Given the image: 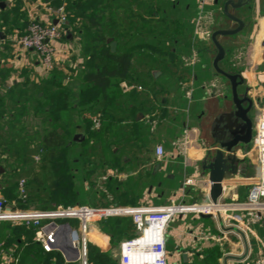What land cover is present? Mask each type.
Segmentation results:
<instances>
[{
    "label": "trees",
    "instance_id": "obj_1",
    "mask_svg": "<svg viewBox=\"0 0 264 264\" xmlns=\"http://www.w3.org/2000/svg\"><path fill=\"white\" fill-rule=\"evenodd\" d=\"M49 2L56 7H65L67 22L61 25L62 40L67 39L70 30L74 40L78 39V59L82 63L70 73L56 64L38 83L14 84L7 96L0 97V155L3 153L0 156L3 169L0 172V197L7 205L21 209H29L35 203L40 205L36 209L41 210L54 209L56 205L74 206L82 202L78 198L90 196L95 199L93 204H100L99 207L138 205V187L143 185V180L137 178L132 183L118 177H106L102 187H98L96 178L107 176L109 170L115 174L126 172L124 156L148 154L154 135L151 129L159 126L160 118H165L166 109H162L157 98L153 77L143 75L145 72L133 62L142 53L150 54L153 61L164 58L166 49L162 48V34L158 33L161 20L153 14L145 16L139 0H67L65 5L63 0ZM22 7L19 0L0 18L5 33L13 39L24 35L31 23ZM12 14L24 24L8 20ZM182 63L186 64L185 61ZM5 80L3 77V83ZM9 101L11 110L17 107L23 111L11 117L12 111L7 109ZM29 104L35 115L44 113L42 123L46 129L42 137L29 136L42 150L40 160L36 162L20 145L29 141L22 139L20 143V139L16 140L23 132L24 127L19 126V122ZM140 111L145 112L147 119L137 120ZM6 122L18 135L4 131ZM78 128L82 129L84 138L73 141ZM75 147L79 150L73 154ZM142 164L141 160H134V165ZM28 168L32 176L28 182L25 180V192L22 193L20 181L23 176L20 173ZM73 168L82 172L86 182L83 191L75 183ZM29 183L46 187L49 198L31 192ZM50 200L56 205H50ZM105 220L118 237L126 234L130 239L136 234L130 233L133 231L130 217ZM35 232L33 226L0 223V238H5L7 248L19 255L21 264H24L23 257L25 264H67L58 250L45 251L36 241ZM87 263L119 264L117 259L102 254L92 244L88 246Z\"/></svg>",
    "mask_w": 264,
    "mask_h": 264
},
{
    "label": "crops",
    "instance_id": "obj_2",
    "mask_svg": "<svg viewBox=\"0 0 264 264\" xmlns=\"http://www.w3.org/2000/svg\"><path fill=\"white\" fill-rule=\"evenodd\" d=\"M17 1L19 0H0V18L3 13L11 11ZM20 1L23 3L22 9L28 20L35 19L43 24L54 23L57 20L56 10L59 6L50 4L49 0ZM63 1L65 5L67 0ZM139 1L141 3L140 10L145 16L153 14L161 20L158 23V33L162 34L160 42L166 52L163 53L164 58L157 61H153L150 54L142 53L141 56H136L133 62L139 66L141 71L145 72L143 75L153 77V81L156 83L157 98L162 109H166V115L165 118L159 119L158 130L153 135L150 152L137 156H124L123 161L127 164L126 172L115 174L113 170H109L107 176L111 179L118 177L124 182L130 180L132 183L137 178L143 180V185L138 187L140 194L138 205L160 206L180 200L185 168L182 158L166 164L157 162L155 157L157 145L162 144L169 152L173 150V142L184 133L185 129L193 131L192 137L197 141V149L190 151L191 163L198 166L205 180H208L202 170V161L213 140L211 132L215 117L230 108L231 88L227 79L219 75L213 67L216 48L212 38L203 40L195 38L199 0ZM225 1L210 0L208 3L207 11L211 12L214 18V22L209 24L211 33L217 29L237 27V24H234L225 15ZM135 7L137 8V6ZM230 11L240 17L246 25L240 33L234 36L220 37V41L226 49V57L219 63V66L224 70H232L243 75L246 84L240 90L244 91L245 88H248L256 106L264 104V47L262 46L264 0H251L246 6L240 9L230 8ZM14 17L12 14L8 20H13L18 25L24 24L23 20ZM1 25L3 24L0 21V83L3 84L0 87V97H4L7 96V92L14 84L25 81L38 83L40 79L49 74L53 67H45L40 55L34 50H26L17 45L12 36L5 33V27ZM143 30H147V28L143 27ZM67 35V39L63 42L65 41L68 46L73 43L78 44L77 38L74 40V37L72 38L68 33ZM77 46L79 47V45ZM233 51L241 53L242 66L240 68L230 62ZM193 58H195V62L191 61ZM61 59L63 61L62 69L67 73L82 63V60L71 57L69 52L62 54ZM172 60L173 63L175 62L174 65L170 62ZM182 61H186L188 66L184 65ZM213 76L225 80L224 86L225 88L228 86L230 89V97L227 91H222L219 96H208L210 94L204 82ZM3 77L6 78L5 83L2 81ZM67 81L66 79L65 83ZM144 113L141 111L137 113L138 121L145 119L146 114ZM79 129L81 128L77 130ZM73 141L75 140L73 139ZM238 153H241V149L238 150ZM244 154L246 151L238 156L246 161L247 156ZM0 156H3V153ZM134 160H141L142 166L134 165ZM157 164H160L159 168H157ZM193 166L191 165L187 169L192 172ZM245 177L244 171H241L235 178L226 180L224 182V198L231 195L232 190L235 191L234 188L241 185V181ZM253 180L252 178L250 181L253 182ZM188 192L187 202L204 196L202 189L197 191L189 189ZM241 192L240 197L238 194L232 195L244 198L245 191ZM131 223L133 231L131 230L130 233L134 234L135 226L132 221ZM221 229L229 230L227 227L223 228L221 222L212 217L203 218L195 215L176 217L167 229L168 264H238L245 258L261 257L259 244L251 235H245L242 232H229L227 237L220 241L206 238L207 233L219 235ZM256 231L264 237V226H256ZM88 237L90 244L102 254L117 259L121 264V243L127 239L126 234L116 236L109 223L106 220H100L90 224ZM58 251L67 264L74 262V260H69L61 250ZM12 258L15 261H12ZM0 264H21L19 255L7 248L5 238H0Z\"/></svg>",
    "mask_w": 264,
    "mask_h": 264
},
{
    "label": "built area",
    "instance_id": "obj_3",
    "mask_svg": "<svg viewBox=\"0 0 264 264\" xmlns=\"http://www.w3.org/2000/svg\"><path fill=\"white\" fill-rule=\"evenodd\" d=\"M210 0H199V13L196 19L195 38L211 37L209 24L214 22L211 12L207 11ZM58 23L43 24L32 19L26 33L14 38V42L26 50L37 52L45 67L51 68L60 55V42L64 37L61 25L67 22L65 7L56 10ZM264 47V40L262 41ZM1 49V43H0ZM195 62V58L191 60ZM243 76V75H242ZM244 78V76H243ZM245 79V78H244ZM126 88L128 86L125 85ZM192 132L185 129L182 136L173 142V150L167 152L162 144H158L155 157L159 163H168L182 158L185 173L181 186V198L165 205L141 204L137 206H57L50 210L21 209L7 205L0 197V223L12 222L15 225L33 226L36 228V241L47 252L59 250V246L70 244L77 253L76 259L87 263L90 224L94 221L110 217H130L135 226V236L121 243V264H168L167 229L178 216L211 215L221 222L219 235L207 233L206 238L220 241L229 232H242L255 237L259 244L261 257L245 258L238 264H264V237L256 231V226H264V104L256 106L254 117V134L252 144L245 156L250 154L255 162V178L244 198L233 195L230 201L224 194L216 203L211 200V182L205 180L198 166L191 163L190 151L197 149V141ZM193 166V171L187 168ZM189 189L204 190L201 200L187 202ZM20 190L25 192V180L20 182ZM225 193V188H224ZM74 221L77 224H71ZM12 261H15L12 258ZM18 261V260H17Z\"/></svg>",
    "mask_w": 264,
    "mask_h": 264
},
{
    "label": "water",
    "instance_id": "obj_4",
    "mask_svg": "<svg viewBox=\"0 0 264 264\" xmlns=\"http://www.w3.org/2000/svg\"><path fill=\"white\" fill-rule=\"evenodd\" d=\"M251 0H226L224 3L225 15L234 23L237 24L235 28L217 29L212 35V41L216 48V56L213 61L215 71L227 79L231 88V105L228 111H223L215 117L212 127V142L207 151L206 157L202 161V170L207 175L211 182L210 197L216 203L218 199L224 194V182L235 178L241 171L240 164L243 159H240L238 154H243L246 151V146L252 140V126L249 111L254 102L248 88L241 91V87L246 84L245 79L240 73L232 70L227 71L219 66V63L226 57V49L220 41V37L234 36L240 33L244 27L245 22L232 13V9H240L250 3ZM58 20L53 24H57ZM115 43L113 44V47ZM220 135H219V134ZM230 138V140H228ZM75 141H80V135L74 137ZM238 148L242 149L238 153ZM160 164H157V168ZM3 169L0 167V171ZM203 218H210L211 215H200ZM65 256L69 260H76L77 253L70 244H63L59 246Z\"/></svg>",
    "mask_w": 264,
    "mask_h": 264
},
{
    "label": "rangeland",
    "instance_id": "obj_5",
    "mask_svg": "<svg viewBox=\"0 0 264 264\" xmlns=\"http://www.w3.org/2000/svg\"><path fill=\"white\" fill-rule=\"evenodd\" d=\"M70 32L71 31L69 30V35H71ZM73 37L74 36H72V38ZM77 45L78 44L75 45V43H73V44H71V46L70 45L68 46V44L65 41L63 42V40H62L60 42V47H61L60 55L56 58V60L53 63L52 67H54L56 64L59 65V66H62L63 61H62L61 57H62V54L66 53V52H69L71 54V57L79 58L80 57V54H79L80 52H79V47ZM186 61H185V63L187 64ZM230 62L233 63V64H235V66H237V68H240L242 66L241 65V53H240V51H233L232 52V54H231V61ZM187 66H188V64H187ZM75 68H78V66H76ZM204 85H206L207 90H208V93L210 94L208 96H217V95L219 96V94H222V91L223 92L224 91H227V94L230 97V89L228 88V86L225 88V86H224L225 85V80L222 79L221 77L220 78L219 77L216 78L215 76H213V78L205 81L204 82ZM211 85H214V86L211 87ZM11 106L12 105H11V103L9 101L8 106H7L8 107L7 109H10L11 110V108H12ZM31 106L32 105L29 104L27 106V109H26L25 113L23 115H21V120L19 122V126H23L24 129H23L22 134L19 137L16 136V140L20 139L19 142L22 139H25L27 142L29 141L28 143L23 142V144H20V145H22L21 147H23V149H25L27 151V153L29 155H31L30 158L31 159H34L35 162H36V161H39L40 160V153L42 152V150L40 149V145L39 144L34 143L33 141H31L29 139V136L30 135H35V136L42 137V135L44 134V132H45L46 129H45V126L42 123V119L44 117V113H41L38 116L35 115L33 113V110L31 109ZM11 111H12V113H11V117H12V116H15V115L19 114L23 110H21L19 108L17 109V107H15ZM255 111H256V107H255V109L252 112L253 119L255 117ZM4 125H7L6 128H4V131H7L6 133L13 134V135H18L17 134L18 132L16 130L15 131H11L10 130V128H9L10 125H9L8 122L4 123ZM157 127L158 126L156 125L155 127H153L151 129V131H153V133H156L157 130H158ZM76 135H80L81 139L84 138V136H82L83 135V131L81 129H79V130L76 131L74 137ZM181 136H182V134L179 137H181ZM179 137L176 138V140L179 139ZM20 143H22V142H20ZM172 147L174 148L173 144H172ZM77 150H79V148L78 147H75L74 150L72 151V153L73 154L76 153ZM247 159L245 161L246 164L243 165V169H244L243 171H244V174L246 175V177L244 179H242V181H241L242 184L241 185H239L236 188H234L235 191L232 190L233 191L232 194H238L239 197H240V193H242L241 191H245V194H247L248 189H249V187L251 185V182H252L250 180H252V178L254 179V175H255V162H254V158H252V156L249 154L248 157H247ZM73 172L76 173L75 183H78L77 187L79 188L80 191H83L84 186H86V182L83 181L82 172H80V171L77 172L75 168H73ZM28 173H30L29 174L30 175L29 177H28ZM20 175L23 176V177H21L22 178L21 181L22 180H26L28 182V180L32 176V173L30 171V168H28L23 173H20ZM106 177H108V176L105 175L103 177L96 178L97 179L96 180V183H97L98 187H102V183H103V181H105V178ZM244 180H246V181L244 182ZM29 184H30L29 185L30 190H32L31 192L34 191L35 193H38V194H40L43 197L49 198L50 195H49V192L46 189V187L43 186L42 188H39V187H37L36 184H33V185L31 183H29ZM31 185H32V187H31ZM232 194L229 195V196H227V199H228L227 201H230L231 197L233 196ZM78 199H79V201H82V202L79 203V204H75L74 206H81V205H83V206H86V205L87 206H94V205L99 206L100 205V204H98V205L97 204H93L94 203L93 201L95 199L93 197H91V196L87 198L88 200L86 198H84V197H80ZM201 199H202V197L201 198L200 197L198 198V200H201ZM49 204L52 205V206L53 205H56L55 202L54 201H51V200L49 201ZM30 206H31V208L36 209V208H39L40 205H38V203H35L33 205H30ZM56 206H58V205H56ZM9 223H11L13 226H15V224H13L12 222H9ZM261 237H262V235H261ZM22 261L25 264L26 263V258L23 257V260ZM72 264H84L83 263V259H76V260H74V262H72Z\"/></svg>",
    "mask_w": 264,
    "mask_h": 264
},
{
    "label": "flooded vegetation",
    "instance_id": "obj_6",
    "mask_svg": "<svg viewBox=\"0 0 264 264\" xmlns=\"http://www.w3.org/2000/svg\"><path fill=\"white\" fill-rule=\"evenodd\" d=\"M254 100V99H253ZM255 107H256V104H255V101L253 102V104H252V107H251V109H250V111H249V117L251 118V126H252V140H253V134H254V119H253V117H252V112H253V110L255 109ZM219 134V133H218ZM220 135V134H219ZM228 140H230V138L228 139ZM252 140H251V142L249 143V145L248 146H246V151L249 149V147H250V145H251V143H252ZM238 149H240V148H238ZM242 150V149H241ZM244 161L245 160H243V162L240 164V167L242 166V165H244L243 163H244ZM241 170L240 171H243V167L242 168H240Z\"/></svg>",
    "mask_w": 264,
    "mask_h": 264
}]
</instances>
